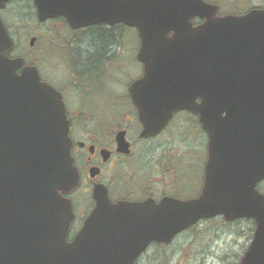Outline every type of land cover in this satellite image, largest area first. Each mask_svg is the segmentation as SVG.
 Returning <instances> with one entry per match:
<instances>
[{"label": "water", "instance_id": "obj_1", "mask_svg": "<svg viewBox=\"0 0 264 264\" xmlns=\"http://www.w3.org/2000/svg\"><path fill=\"white\" fill-rule=\"evenodd\" d=\"M33 3L39 20L61 14L73 27L135 25L144 66L129 92L142 133L154 134L173 109L193 108L208 134V159L196 198L112 203L95 188L94 208L64 241L71 212L58 191L77 179L64 105L34 66L16 72L22 59L5 55L11 39L0 20V264H134L151 241L169 242L216 214L254 218L239 264H264V195L254 189L264 177V8L217 15L204 0ZM192 17L202 21L192 26ZM117 141L127 151L122 134Z\"/></svg>", "mask_w": 264, "mask_h": 264}, {"label": "flooded vegetation", "instance_id": "obj_2", "mask_svg": "<svg viewBox=\"0 0 264 264\" xmlns=\"http://www.w3.org/2000/svg\"><path fill=\"white\" fill-rule=\"evenodd\" d=\"M55 19L59 20L58 17ZM64 26L68 30L70 46L74 45L78 53L82 51L79 42L84 39L85 35L87 37L92 32H102V40L105 44L101 50L102 55L99 56V63L103 66V70L98 71L97 75L99 77L106 76L103 82H98L93 87L91 82L94 79L92 74L88 73L89 68L80 70L72 67V52L63 51L67 59L70 57L66 81L72 86V89L68 98L64 96L65 92L62 90L61 94L69 123L70 155L78 173L76 184L70 190L62 192L69 199L72 211L67 237H72L76 233L81 227L84 217L93 208L95 204L92 197L94 187H103L112 202L118 200L142 201L151 198L155 203H158L164 197L186 199L197 196L201 191L203 169L207 158V135L202 130L199 113L193 108L175 109L171 112L166 124L156 134L142 135L138 107L136 108L133 104L127 87L124 93L126 96L122 97L123 99L110 96L109 92L100 95L95 93H99V89L113 87L112 81L107 80H109V76H112L111 62L114 63L116 70L119 58H123L121 56L122 49L119 48L122 41V28L125 25L115 22L108 25L92 24L76 29L67 24ZM133 30L136 33L134 28ZM79 31L88 32L82 38L78 36ZM136 39L137 44L133 58L139 66V71L132 77V80L143 74V64L136 57L139 46L138 36ZM66 40L58 42L63 50L66 47ZM116 44L118 49L114 48ZM26 63L29 62L25 60L24 64ZM39 73L42 80L53 85L51 80L48 81L42 77L40 70ZM102 86L104 87L100 88ZM55 88L58 89L56 86ZM193 101L199 103L200 99L195 98ZM171 126L176 128L183 143L186 142L190 134L204 139V160L198 178L196 175L189 177L192 165L189 158H185L186 154L183 153L185 151L180 152L173 147L174 144H165V141L156 139L165 131L171 132L172 130L169 129ZM121 131L125 132L124 136L129 143L128 152L118 149L116 138ZM154 143L155 145L152 146ZM196 178V184H192L191 181H195ZM186 187H192V189L187 192ZM255 188L264 193V178L255 183ZM245 221L251 224H248L247 229L250 232L246 242L248 245L253 234L254 221L251 218H245ZM183 231H180L179 234H182ZM151 244L141 253V256ZM137 260L135 264H137Z\"/></svg>", "mask_w": 264, "mask_h": 264}, {"label": "rangeland", "instance_id": "obj_3", "mask_svg": "<svg viewBox=\"0 0 264 264\" xmlns=\"http://www.w3.org/2000/svg\"><path fill=\"white\" fill-rule=\"evenodd\" d=\"M242 1L245 0H216L215 2L222 8H226ZM246 1L247 5H257L264 2V0ZM25 2H27L26 6ZM4 10L0 15L6 20L5 22L12 36L14 42L13 52L36 61L34 63L40 66V70L45 77H50L49 79L53 84L64 92L61 82H64L63 78L67 77L69 61L66 55L62 53V47L58 44L59 41L64 39H67L65 44H69V37H67L68 34L65 33L64 27L61 24L59 25L58 22L46 21L39 23L30 0H11ZM79 32L78 36L83 38L88 31ZM35 33L40 36L39 41L30 46L28 40ZM48 42L50 45L47 51L44 47ZM136 44L137 39L133 29L125 27L124 31L122 30L121 47H117V44L114 46L115 49H122L121 56L123 58H119L116 70L114 63L111 62L112 76H109V80H107L112 81L113 87L103 88L104 86H102L100 88L103 89H99V93L94 91L96 94L109 92V95L115 98L124 97L128 81L139 71V66L133 58ZM79 45L83 49L82 42H79ZM68 51L72 52V67L80 70L97 69L95 73H92L94 80H92L91 85L93 87L98 82H103L106 79L104 75L100 77L97 75L98 71L103 70L100 63L97 67L92 66L96 61L95 57H91L89 62L84 61L85 57L76 51L74 45H71ZM35 54L38 56L35 57ZM40 56H42V59L39 58ZM65 89L71 95L70 85L66 84ZM92 90L94 89L92 88ZM65 97L68 98L66 95ZM169 129L172 131L169 133L165 131L156 139L162 142L165 141V144H174L173 147L180 152L185 151L183 152L186 154L185 158H189L192 165L189 177L196 175L198 178L204 160V139L190 134L186 142L183 143L182 137L178 135L176 128L171 126ZM154 145L155 143L152 146ZM197 178L195 181L192 180L191 183L196 184ZM191 189L192 187H186L187 192ZM248 224L251 225L242 218L229 222L224 221L221 217L203 220L195 225V228L179 234L169 244H151L137 260V264H238L239 257L250 234L247 231Z\"/></svg>", "mask_w": 264, "mask_h": 264}, {"label": "trees", "instance_id": "obj_4", "mask_svg": "<svg viewBox=\"0 0 264 264\" xmlns=\"http://www.w3.org/2000/svg\"><path fill=\"white\" fill-rule=\"evenodd\" d=\"M210 1H216V0H210ZM219 1V0H217ZM27 5V2H25V6ZM252 6H259L264 7V2L258 3L257 5L251 4L247 5V1H242L241 3L237 2L233 6H227L226 8H222L220 6V9L222 12H230V13H241L245 11L247 8ZM87 38V39H85ZM103 34L101 31L92 32L87 37L85 35L84 39L81 41L83 45V49L81 51L82 55H84L85 59H83L86 62L90 61L91 57H95L96 61L94 63V67L98 66L99 63V56L102 55V48L104 47L105 42H103ZM85 40V41H84ZM91 68V67H90ZM97 69H89L88 73L92 74Z\"/></svg>", "mask_w": 264, "mask_h": 264}]
</instances>
